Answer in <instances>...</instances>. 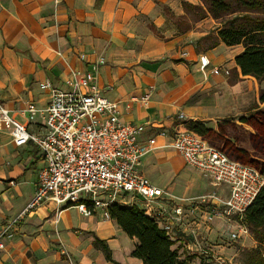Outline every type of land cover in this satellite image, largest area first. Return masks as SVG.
Here are the masks:
<instances>
[{"label":"crops","instance_id":"1","mask_svg":"<svg viewBox=\"0 0 264 264\" xmlns=\"http://www.w3.org/2000/svg\"><path fill=\"white\" fill-rule=\"evenodd\" d=\"M181 2L198 4L199 0H58L57 5L55 0H0V102L13 118L27 124L30 132L41 133L40 116L28 124L24 111L30 103L40 109L48 104L49 92L40 84L49 82L66 90L68 86L63 82L72 77V71H90L95 54L103 52L106 65L99 68L93 85L118 103L122 121L150 124L140 135L142 145L154 138V148L162 150L188 120L215 123L228 117L231 112L212 113L213 99L229 102V97L213 92L216 85L224 84V79L211 70L226 62L227 68L239 73L233 59L242 49L218 40L216 47H205L198 53L197 42L211 33L203 30L209 20L213 22L211 17L184 33L167 30L164 39L155 36L152 29L165 25V11L175 16L184 14ZM211 34L215 36V32ZM80 53L86 54V60L78 59ZM201 55L210 62L207 73L200 71ZM159 58L160 62L151 63ZM150 88L148 101H139ZM178 114L184 119L177 120ZM172 150L185 170L191 171L187 193L172 194L186 198L205 189L210 191V180L188 167ZM145 155L140 171L147 177L142 170L148 165ZM43 166V156L35 146L27 143L16 147L9 131L0 130V226L26 206ZM56 209L53 202H46L30 212L16 237L0 249V264H142L131 256L136 239L127 237L104 212L99 216L96 209L79 226L64 218L66 208L58 216L54 214ZM187 221L173 243L182 258L192 254L197 255L194 261H199L200 255L194 251L206 247L222 254L226 251L215 241L217 231L227 228L225 221L210 224L201 213L196 214L195 221ZM95 239L105 243L109 260L94 247ZM59 246L67 247L68 259L62 258Z\"/></svg>","mask_w":264,"mask_h":264},{"label":"built area","instance_id":"2","mask_svg":"<svg viewBox=\"0 0 264 264\" xmlns=\"http://www.w3.org/2000/svg\"><path fill=\"white\" fill-rule=\"evenodd\" d=\"M98 64L91 63L90 71L74 72L72 80L66 82V90L49 82L40 84L41 89L49 92L48 104L40 109L30 103L24 111L28 124L40 116L41 133L30 132L28 125L13 118L0 102V130L9 131L16 147L31 143L44 160L22 215L53 202L57 216L68 207L83 216L101 209L107 216V207L117 203L142 208L173 243L178 241L180 228L197 213L203 214L206 222L219 219L227 227L230 222L237 224L239 228L229 234L231 239L238 238V232H246L242 227L244 212L264 185V177L250 166L231 160L181 125L169 147L181 155L188 167L207 177L213 187L195 198L178 200L184 203H172L165 190L140 171L142 156L154 148V138H149L145 145L140 143V135L150 124L120 119L118 103L103 96L93 85ZM209 64L206 56L199 57L203 72ZM211 73L220 74L218 68ZM148 99L147 93L138 100L145 103ZM177 118L183 120L184 116L178 114ZM15 221L0 226V249L4 248L5 239L11 237ZM197 251L214 264L227 263L207 247ZM61 253L69 257L63 247Z\"/></svg>","mask_w":264,"mask_h":264},{"label":"trees","instance_id":"3","mask_svg":"<svg viewBox=\"0 0 264 264\" xmlns=\"http://www.w3.org/2000/svg\"><path fill=\"white\" fill-rule=\"evenodd\" d=\"M199 2L200 4L181 2L184 14L180 17L189 14L192 22H195L210 16L218 22V26L214 29L215 36L208 33L198 42L209 41L207 49L216 47L218 40L228 47L240 45L242 50L233 59L239 74L264 83V0ZM181 24L182 19L177 25ZM188 28L190 24L182 29ZM259 101L264 103V90L259 94ZM184 127L199 139L224 152L231 160L250 166L264 177V160H254L253 156L235 145L231 139L221 140L222 134L206 127L204 121L188 120ZM106 213L127 237L136 239L131 256L140 259L142 264H190V259L178 254L164 230L142 208L114 203L107 207ZM242 223L257 242L256 247L241 251L242 264H264V185L246 208ZM93 245L104 253L106 259H110L103 241L95 239Z\"/></svg>","mask_w":264,"mask_h":264},{"label":"rangeland","instance_id":"4","mask_svg":"<svg viewBox=\"0 0 264 264\" xmlns=\"http://www.w3.org/2000/svg\"><path fill=\"white\" fill-rule=\"evenodd\" d=\"M57 3L58 0H55L56 5ZM198 4H200V2ZM164 15L166 18L165 25H163L161 28L157 30L152 29L153 34L159 37L160 39H164L165 34L168 32L167 30H169L171 33L172 32L184 33L187 29H182V28H184L186 24L188 25L190 24V28L188 29H192L196 26V23H199L202 20L206 18L208 19L210 17L207 16L201 21L192 22L191 16L189 14L181 18L180 16H175L172 12L168 10L164 12ZM181 19H182V24L181 26H178L177 23L181 21ZM173 26H175L177 30H175ZM217 26H218L217 21L213 20L212 22L211 20H209L207 28L205 29L199 28V29L200 30L203 29L204 31L214 33V29ZM208 44L209 41L197 42L196 50L198 51V53L201 51V49L207 47ZM237 49H242V47L238 45ZM182 55L185 56V53H183ZM82 56L84 57L82 58ZM78 59L80 61L86 60V54L84 53L78 54ZM161 60L162 59L159 58L151 61V63L160 62ZM95 62L99 63L98 69L106 65V59L104 57L103 52L96 53L94 60L91 61L90 63H95ZM225 64L226 62L218 66L220 72V75L218 76H221L224 79V84H221L220 86L216 85L213 88V92L216 91V93L223 94L225 97L228 96L229 102H225L222 98L216 97L215 99H213L214 104H211V109L213 114L224 115L225 113L228 112H231V114L228 117H225L224 119H220L218 122L215 123H212L210 120L205 121V126L208 128L218 130L223 136L221 140L227 141L228 139H231L235 143V145H237L242 150H245L249 155L253 156L254 160H258V161L264 160V103L259 101V94L262 90H264V83H260L259 81H257L256 79L250 76H241L234 69L227 68ZM98 69L97 72L94 74L95 79L100 71V69L99 70ZM226 70H228L227 74L224 73V71ZM200 71L202 70L200 69ZM204 72L207 73L208 69L205 70ZM72 74L73 71L71 75ZM70 80H72V77L64 80L63 83L67 85L66 82ZM226 85H230L231 88L228 89ZM151 90L152 89L150 88L147 91V93L150 94ZM191 99L193 101V97L190 98L189 102L191 101ZM235 125H240L241 127ZM143 159L148 164L147 166L144 165L142 167V170L146 174V176L151 180H153L155 184L158 185L160 188L165 190V193L170 196V199H172V203H184L178 201L181 199V197L172 194V192H176L177 194L180 195L187 193L186 191L191 187V185L189 184L191 171L187 169L185 170V167H183L181 161L176 157L174 151L169 146H165V148H163L162 150H156L154 148L147 155H145ZM177 167H179V169L177 170L178 173L176 174L174 173V170ZM181 168L182 170H180ZM192 173L196 177L199 176L198 174H196V172H192ZM206 192L207 191L205 189V191L199 194L189 195L188 197H186V199L195 198ZM23 209L16 216L10 219V220L16 219L15 221L16 223L14 224V228H12L11 237L6 238L5 242L11 241L16 237L20 226L22 225L24 220L29 216L30 213H26L22 215ZM66 209L67 211L64 214V218L67 220L68 223L79 226H81V224H84V220L86 216L83 215L80 216L77 210L73 207H68ZM54 214L57 216V213ZM97 215L103 216L104 215L103 210L97 209ZM192 221H195V217L192 219ZM216 221H219V219L213 220L212 222L209 221V223L212 224L215 223ZM186 223H184L183 225L184 227ZM242 227H244V230H246V232H238L240 236L235 239H231V237L229 236L230 233L234 232L239 228L237 224H235L234 222H230V225L227 228H225V230L220 229L219 231H217V234L219 235L217 236L218 240L215 241L216 243H219V245H222L226 249V251L223 252L224 255L222 253H218L212 250V248L210 247L207 248H209L215 256L220 257V259L222 260H226L227 263L230 262L229 264H242L241 255H240L241 251L252 249L257 245V242L253 239L247 227L244 224H242ZM191 234H193V232ZM62 247L67 249L66 246H61L59 248L60 254H62L61 253ZM174 247L175 246H173V248ZM188 252L192 253L193 251H188ZM194 252L199 253L200 255L199 261H194L193 257L194 256L197 257V255H192V254H189L188 256L186 254L184 255V257L190 259V264H214L212 263L213 261L210 258H208V256L202 255L199 251H194ZM61 256L65 260L68 259V256L66 254H62ZM180 256L182 257L181 254Z\"/></svg>","mask_w":264,"mask_h":264}]
</instances>
